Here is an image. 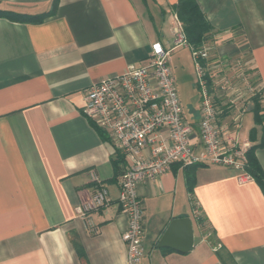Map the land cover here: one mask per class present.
I'll return each instance as SVG.
<instances>
[{"label":"crops","instance_id":"1","mask_svg":"<svg viewBox=\"0 0 264 264\" xmlns=\"http://www.w3.org/2000/svg\"><path fill=\"white\" fill-rule=\"evenodd\" d=\"M178 1L59 0L40 23L0 17V264H129L122 238L128 217L118 202L124 161L116 165L124 157L84 112V96L91 83L144 60L153 42L171 44ZM197 2L213 25L203 46L210 48L208 68L237 59L232 68L253 70L264 90V0ZM51 6L0 0L1 9L33 14ZM261 103L264 113V94ZM254 106L251 100L246 113L254 116ZM243 118L235 126L231 111L223 116L239 132ZM253 127L249 140L259 143L262 124ZM256 155L264 170V145ZM93 173L111 202L93 211L89 224L77 207L94 192ZM239 175L176 162L141 181L144 255L137 264H264V192ZM186 216L191 250L159 246L171 220Z\"/></svg>","mask_w":264,"mask_h":264},{"label":"built area","instance_id":"2","mask_svg":"<svg viewBox=\"0 0 264 264\" xmlns=\"http://www.w3.org/2000/svg\"><path fill=\"white\" fill-rule=\"evenodd\" d=\"M183 47L191 49L198 73L201 103L197 120L187 116L171 61L172 53ZM208 58L205 47L189 43L183 23L175 15L170 45L153 42L144 60L129 63L124 71L91 83L85 91L84 112L108 132L124 157L118 202L128 217L122 238L129 264L139 263L144 255L145 208L137 191L141 181L166 172L176 162L226 166L238 170L243 182L254 179L247 170L252 142L240 137L239 130L223 116L231 111L233 124L240 126L252 97L261 92L259 80L253 71L237 64L234 79L219 82L203 64ZM92 175L94 192L77 207L79 216L89 224L91 213L111 202L108 187L96 173Z\"/></svg>","mask_w":264,"mask_h":264},{"label":"trees","instance_id":"3","mask_svg":"<svg viewBox=\"0 0 264 264\" xmlns=\"http://www.w3.org/2000/svg\"><path fill=\"white\" fill-rule=\"evenodd\" d=\"M58 5L59 0H52V6L48 11L34 14L0 8V16L7 17L14 21L40 23L43 22L47 17L55 14L58 9ZM175 11L183 23L189 43L195 48H202L206 44V41L213 30V25L207 19L197 0H179L175 5ZM203 64L206 65L207 60H203ZM252 71L253 70H251V72ZM209 74L210 73L208 72L206 77L208 78L210 84L212 83V77L210 78ZM263 94L264 90L262 89L261 92L252 97V100L255 101V106L253 109L254 120L257 124H262L263 136L261 142L253 143L247 152V170L253 176L254 180L258 182L264 192V170L256 155V149L259 146L264 145V113L261 103ZM254 131L255 128L253 127L251 132ZM123 161V158L120 157L119 161L116 162L117 167L121 168L123 166L121 165ZM195 165H201V163H197ZM199 222L201 226H204L205 219L199 216Z\"/></svg>","mask_w":264,"mask_h":264},{"label":"rangeland","instance_id":"4","mask_svg":"<svg viewBox=\"0 0 264 264\" xmlns=\"http://www.w3.org/2000/svg\"><path fill=\"white\" fill-rule=\"evenodd\" d=\"M206 49L210 53V48L207 47ZM211 59L212 57L210 60ZM171 60L177 75V84L182 102L185 106L187 116L191 118L192 110H199L201 103L200 89L197 86L198 73L192 51L187 47L180 48L172 53ZM228 60L229 59H227V62H229ZM236 60H232V64H235L237 62ZM211 61H213V59ZM210 67L215 79L219 82L223 81L225 78L234 79V75L237 72V69L232 68V66H229L228 64L222 69L223 66H221L219 62H211ZM253 118V112H248L244 115L240 137L242 136V138L246 139L251 138V127L255 122Z\"/></svg>","mask_w":264,"mask_h":264},{"label":"water","instance_id":"5","mask_svg":"<svg viewBox=\"0 0 264 264\" xmlns=\"http://www.w3.org/2000/svg\"><path fill=\"white\" fill-rule=\"evenodd\" d=\"M194 227L190 217L171 220L159 240V246H170L181 252H188L194 246Z\"/></svg>","mask_w":264,"mask_h":264}]
</instances>
